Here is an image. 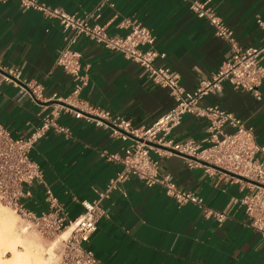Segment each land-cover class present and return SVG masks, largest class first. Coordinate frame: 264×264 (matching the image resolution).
Here are the masks:
<instances>
[{
	"label": "crops",
	"instance_id": "0c3cea01",
	"mask_svg": "<svg viewBox=\"0 0 264 264\" xmlns=\"http://www.w3.org/2000/svg\"><path fill=\"white\" fill-rule=\"evenodd\" d=\"M42 1L78 15L98 8L96 21L111 34L127 31L117 25L122 18L139 20L154 34V47L165 52L156 63L168 64L187 90L211 77L230 55L228 43L215 35L206 19L195 15L188 0ZM211 3L240 45L258 47L264 43V31L257 21L264 20V0ZM68 33L57 19L23 7L18 0L0 3V124L12 136L29 134L55 105V97L49 98L71 91L72 76L56 63ZM73 47L81 54V70L87 77L78 93L85 105L106 109L134 126H147L174 104L167 87L155 83L143 67L120 51L106 49L83 35ZM8 68L19 72L14 81L2 79ZM33 84L40 85L42 99L32 98L26 86ZM259 90L257 98L252 91L224 81L220 92L203 95L198 106L217 104L232 111L253 128L255 140L264 144V77ZM56 120L68 126L70 133L50 129L35 142L29 155L39 163L45 183L74 217L83 209L80 201L98 198V192L120 168L119 162L101 153L121 154L132 139L71 111L61 112ZM207 125L206 116L184 113L168 138L172 142L190 138L205 145ZM151 155L159 161L160 174H169L178 187L200 195L202 204H179L162 186L129 177L100 199L104 214L85 243L98 259L105 264H262L264 232L248 224L241 204L251 189L246 182L219 169L190 167L180 153L151 150ZM30 188L31 195L23 198L26 207L34 211L46 208L44 185L35 181ZM206 207L223 212L225 217L218 221L205 213Z\"/></svg>",
	"mask_w": 264,
	"mask_h": 264
},
{
	"label": "built area",
	"instance_id": "2783aa9c",
	"mask_svg": "<svg viewBox=\"0 0 264 264\" xmlns=\"http://www.w3.org/2000/svg\"><path fill=\"white\" fill-rule=\"evenodd\" d=\"M5 1L7 0H0V3ZM18 1L23 7L36 9L45 16L57 19L62 30L69 31L65 36V45L58 51L56 63L72 76L74 84L67 95L61 97L53 94L49 98L55 97V105L41 116L40 124L29 134L14 137L0 124V202L19 215L22 229L33 227L45 235H61L71 227L68 234L61 237L56 264H105L85 243L95 231L98 218L104 214L100 205L101 197L131 176L144 180L150 186H162L165 193L179 204L188 201L202 204L200 195L178 187L169 174L159 173V161L151 155V150L159 154L180 153L190 167L203 166L207 170L219 167L233 173H229L233 179L246 182L251 189L241 198L243 212L249 225L264 232V144L255 140L253 128L244 124L232 111L217 104L198 106V100L203 95L220 92L224 81H229L235 88L250 90L260 98L259 86L264 77V43L258 47L240 45L233 29L215 11L212 0H188L195 15L206 19L212 25L215 35L228 43L230 55L211 77L201 79L194 89L187 90L182 87L178 74L168 64L156 63V59L165 57V52L154 47V34L139 20L122 18L117 25L127 31L124 34H111L104 24L96 21L99 16L98 8L78 15L59 6H50L42 0ZM257 21L264 31V20L258 18ZM79 35L106 49L120 51L126 58L138 63L155 83L168 88L174 104L149 125L134 126L128 119L112 116L106 109L82 103L78 93L87 84V77L81 70V54L73 47ZM18 76L19 72L12 68L2 72V79L5 81H14ZM22 83L24 87L25 84L23 81ZM26 87L33 99H42L39 84ZM68 111L76 117L93 120L97 125L111 126L114 134L132 139L121 154L101 153L106 159L119 162L120 168L108 180L104 190L98 192V198L80 201L83 209L74 217L69 215L45 183L39 163L29 155L35 142L50 129L70 133L68 126L56 120L61 112ZM184 113L207 117L208 137L205 145L190 138L177 142L168 138ZM35 181L44 185L46 194L47 207L40 211L26 207L23 201L24 197L31 195L30 185ZM204 211L208 215H214L218 221L225 217L223 212L209 207Z\"/></svg>",
	"mask_w": 264,
	"mask_h": 264
},
{
	"label": "rangeland",
	"instance_id": "374dc122",
	"mask_svg": "<svg viewBox=\"0 0 264 264\" xmlns=\"http://www.w3.org/2000/svg\"><path fill=\"white\" fill-rule=\"evenodd\" d=\"M0 210L3 209L16 219V228L20 234L19 249L30 250V264H56L59 257L60 235H45L33 227L21 228L22 219L9 206L0 202ZM11 252L1 253L3 259L11 257Z\"/></svg>",
	"mask_w": 264,
	"mask_h": 264
},
{
	"label": "bare ground",
	"instance_id": "6f19581e",
	"mask_svg": "<svg viewBox=\"0 0 264 264\" xmlns=\"http://www.w3.org/2000/svg\"><path fill=\"white\" fill-rule=\"evenodd\" d=\"M1 209V208H0ZM68 227L60 236L68 234ZM20 234L16 228V219L0 210V264H30V250L19 249ZM11 252V257L3 259L1 253Z\"/></svg>",
	"mask_w": 264,
	"mask_h": 264
},
{
	"label": "water",
	"instance_id": "95a60500",
	"mask_svg": "<svg viewBox=\"0 0 264 264\" xmlns=\"http://www.w3.org/2000/svg\"><path fill=\"white\" fill-rule=\"evenodd\" d=\"M148 143L153 144V145H158V144H156V143H151V142H148ZM215 167H216V166H215ZM216 168L219 169V170L225 171V172H227V173L233 174V173L228 172V171H226V170H224V169H222V168H219V167H216ZM237 176H238L239 178L244 179V180H248L247 178H245V177H243V176H240V175H237Z\"/></svg>",
	"mask_w": 264,
	"mask_h": 264
}]
</instances>
